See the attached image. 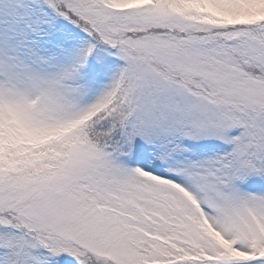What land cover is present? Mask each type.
Segmentation results:
<instances>
[{
    "label": "snow or ice",
    "instance_id": "obj_1",
    "mask_svg": "<svg viewBox=\"0 0 264 264\" xmlns=\"http://www.w3.org/2000/svg\"><path fill=\"white\" fill-rule=\"evenodd\" d=\"M0 264H264V0H0Z\"/></svg>",
    "mask_w": 264,
    "mask_h": 264
}]
</instances>
